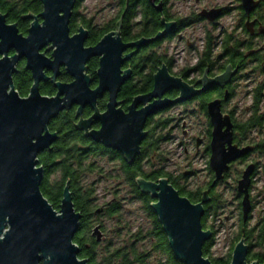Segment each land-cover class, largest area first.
I'll return each mask as SVG.
<instances>
[{"label":"water","instance_id":"1","mask_svg":"<svg viewBox=\"0 0 264 264\" xmlns=\"http://www.w3.org/2000/svg\"><path fill=\"white\" fill-rule=\"evenodd\" d=\"M74 2L41 0L42 9L38 14L28 12L21 15L32 19L26 35L19 33L16 23L7 22L6 15L0 12V264H87V259L78 257V246L73 242L81 213L74 207L68 179L62 189L58 209L52 207L40 190L44 168L38 164L37 156L57 139V132L50 131L48 123L60 111L77 104L75 115L80 114V117L76 128L82 129L93 140L118 150L127 162H132L140 152V143L146 135L143 126L149 115L173 103L190 99L213 84L223 85L236 68L230 71L228 64L223 73L210 78L206 76V63L202 76L196 80L201 81L202 85L195 88L192 86L194 83L190 85L180 77L170 75L162 64L154 73L152 89L133 97L127 111L123 112L120 107L115 108L121 101H116L115 97L131 70H120L119 64L133 51L121 58V50L134 45L137 48L161 37L174 27V21L164 22L161 16L165 27L155 36L122 43L118 37L120 18L114 31L105 34L94 46L83 47L86 30L79 26L78 33L68 35ZM149 2L156 10L161 9V1ZM256 4L255 0H241L246 13ZM220 10L218 7L203 9L200 15L213 21ZM113 33L115 35L112 37ZM49 43L50 46H46L44 51L52 47L51 57H46L40 49ZM10 50L14 51L11 55ZM94 55H100L99 67L95 69L98 84L91 89L89 77L84 74V63ZM22 57L33 78L25 97L18 94L12 80V74L17 70L16 64ZM60 65H65L66 71L74 78L72 81H54ZM44 67L52 71L50 76L44 74ZM120 71H123L122 75ZM48 78L57 89L50 97L38 91V82ZM170 88L178 89V96L162 98ZM106 89V110L98 113L95 97ZM226 97L227 93L224 95ZM140 103L143 106L136 109ZM86 104L92 105L94 112L84 119L81 110ZM206 111L211 124L208 165L214 173L210 185L214 186L224 177L230 162L250 152L252 146L233 143V122L229 113L222 112L220 99L209 101ZM91 118L100 120L99 129L88 130ZM199 143L200 138H197L196 146ZM254 168L253 163L247 164L236 185L242 195L240 208L243 222L248 220L252 210L249 187ZM187 174L188 171L183 172V175ZM135 179L138 188L155 199L150 204L173 255L184 264H212L202 252L203 244L212 237V231L203 229L201 224L203 204L209 199L207 190L202 191L198 202H192L181 195L166 177L156 181L141 177ZM101 210L99 207L95 212ZM91 234L96 241L102 239L98 224ZM247 251L248 246L241 235L232 249L229 264H264L256 260L248 262Z\"/></svg>","mask_w":264,"mask_h":264},{"label":"rangeland","instance_id":"2","mask_svg":"<svg viewBox=\"0 0 264 264\" xmlns=\"http://www.w3.org/2000/svg\"><path fill=\"white\" fill-rule=\"evenodd\" d=\"M117 4L118 0H80L75 10V22L78 24L79 19L84 18L93 24L102 25L114 15ZM174 4V11L183 14L196 13L201 8L210 9L215 6H225L230 9L228 15L216 20L215 23L200 21L192 24L183 31L181 40L174 37L170 42L163 43V46L167 47L168 54L176 59L174 72L195 62L205 33L209 32L212 36H217L221 30L229 32L235 30L239 25L238 6L240 0H201L197 4L194 0H174ZM262 14L264 16V10ZM261 29H264V25L261 26ZM258 42L260 43L262 40ZM258 84H262L263 95L259 104V112L264 114V72L248 68L240 73L233 84V96L229 98L223 109L233 111L236 121H242L249 116L252 109L251 92ZM164 117L173 119L168 123L166 129H157L164 134L166 139L159 143V150L154 153L155 155H152V163L157 167L162 166L165 171L177 179L178 184L186 189L205 188L212 177L208 165L209 153L205 150V145L209 141L207 136L208 118L196 100L174 105L167 112L156 116L154 122ZM183 120L185 125L181 127ZM197 137L201 138L198 148L195 144ZM263 142L264 122L261 127L251 130L243 141L248 145ZM88 161L94 163V168L92 171L84 172L80 182L84 186L94 188L93 203L95 206L100 207L110 201L120 204L119 211L113 216L106 213L91 216V231L98 224L102 236L97 249L103 251L107 245L121 246L130 243L132 235L140 234L142 238L136 242L135 246L139 251H148L149 256L145 264H162L166 256L153 249L154 240L148 233L152 228L151 219L145 213L141 202L130 192L129 185L122 177L119 162L107 156H90ZM249 162L257 163V171L253 175L249 188L252 210L247 227L256 226L264 218V150L259 148L253 150L246 161L233 163L227 176L215 185L214 191L220 198L219 207L214 216H208L206 219L208 229L214 231V243L210 249V257L226 255L239 233L241 198L238 196L236 185L242 170ZM145 167L148 166L145 165ZM186 171L188 174L183 175V172ZM58 178L57 172L49 177L50 180ZM243 239L247 246L251 243L250 252L264 251V241L262 245H256L257 239H252L250 243L244 237Z\"/></svg>","mask_w":264,"mask_h":264},{"label":"trees","instance_id":"3","mask_svg":"<svg viewBox=\"0 0 264 264\" xmlns=\"http://www.w3.org/2000/svg\"><path fill=\"white\" fill-rule=\"evenodd\" d=\"M125 0H123L124 2ZM78 4V3H77ZM139 4L145 14H150L153 10L149 6L148 0H134L132 5V13L129 15L132 18L135 14V6ZM264 6V0L261 2ZM42 9L41 0H0V12L6 15L7 22H14L17 24L20 32H25L28 26L29 19L21 15L37 14ZM159 26V25H158ZM157 26V28H158ZM231 38L227 36L224 40V45L230 47ZM213 51L212 37L207 34L204 48L201 51L199 58V66L202 71L206 66V62L210 60ZM231 59L237 60L242 56L238 51V46H234L231 50ZM253 58H256L259 64L264 62V53L259 51L252 53ZM21 70L13 76L14 88L19 94H24L28 90L30 77ZM26 77H22L24 75ZM151 77V76H149ZM148 88L144 85L132 90L130 94L145 92ZM174 94V92H173ZM251 112L249 116L242 121H237L235 124L234 139L237 142L244 141L248 133L261 127L264 122V114L259 112V104L262 100V84L256 85L252 90ZM210 94L200 96V103L202 109L206 110L205 104L209 99ZM233 114V111H230ZM75 116L73 110L62 111L49 123L50 130L58 132L57 139L42 152L38 154V164L44 168L43 178L40 183V190L43 195L48 199L49 203L54 209H58L60 199L62 196V189L68 179L69 189L71 191L72 201L77 211L81 213L79 221V229L73 236V242L78 246V257L87 259V264H145L149 256L148 251H139L135 244L142 238L140 234L132 235L130 243L121 246H105L103 251H99L97 246L99 241L91 234L90 218L93 214L106 213L113 216L120 209V204L116 201H110L103 206L102 210L96 213L95 210L99 207L93 203L94 188L91 186H84L80 180L84 172L92 171L94 163L88 161L90 156H107L112 160L119 162V168L125 182L129 185L132 195L141 202L142 207L151 219L152 228L148 232L149 236L154 240L153 249L162 252L166 257L162 264H184L178 260L172 253L167 237L162 230L161 224L154 213L151 204L155 199L149 193L142 192L136 183V177H141L146 180L156 181L158 178L166 177L168 181L178 190V192L189 198L192 202H198L201 199L202 191L207 190L208 200L203 204L204 214L201 218L203 229H208L206 219L208 216H214L217 208L219 207L220 198L214 191L215 186H211L209 181L205 188L186 189L184 186L178 184L177 179L172 177L170 173L164 170L162 166L157 167L151 161L152 155L159 150V143L165 138L164 134L157 131L163 129L167 125L166 119H159L154 122L148 136L143 140L142 147L138 155L132 160L127 162L123 155L113 149L106 148L101 144H93L89 141L87 136L74 126ZM207 135L210 136V124L207 129ZM261 148L264 150V142L255 144V149ZM205 150L209 153L208 143L205 145ZM155 155V154H154ZM145 165L148 167L146 168ZM209 169V168H208ZM59 174L58 179L50 180L49 177L54 173ZM250 217V216H249ZM248 221V220H247ZM247 221L243 222L242 218L239 221V233L234 242L229 248L226 255L222 257H210V249L214 243V231L212 237L207 240L202 246V252L205 257H208L212 264H229L231 252L237 240L244 237L247 242L252 239H257L256 245H262L264 241V218L258 222L256 226L251 228L247 227ZM248 246L247 260L250 262L256 260L259 263L264 262V251L250 252Z\"/></svg>","mask_w":264,"mask_h":264},{"label":"flooded vegetation","instance_id":"4","mask_svg":"<svg viewBox=\"0 0 264 264\" xmlns=\"http://www.w3.org/2000/svg\"><path fill=\"white\" fill-rule=\"evenodd\" d=\"M79 1L80 0H75L74 5L71 9V15H70L69 22H68V30H69L68 35L72 36L73 34L78 33L79 32L78 27L81 26L84 30H86L83 47L94 46L105 34L109 33L110 31H114L115 25L120 18H121V24L118 30V37L120 39V42L122 43H129L131 41H136L140 39L141 37L151 38L155 36L157 32L162 31L165 27V25L161 22V18H160L161 16H163L164 22L174 21V27L166 31L164 35H162L161 37L156 38L150 42H147L141 46H138L137 48L134 45V46L125 47L124 49L121 50L120 52L121 58H123L124 54H127L133 51L130 56H128L126 59H124L119 64L120 70H125L127 68L131 70L129 73V76L119 86V89L115 97L116 101L121 100L120 102L116 104L115 108L120 107V109L123 112L127 111V106L131 103V101L133 100V97L139 94L147 93L152 89L154 73H156L158 69L161 68L162 64L166 67V71L170 75L180 77L183 81H185L186 83L190 85L194 83L192 85L193 87L200 88L202 85V82L201 81L196 82V80L202 76L203 70L206 66L203 68L202 71L200 70L199 66H201V63H199V58L201 56V51L204 48L207 34H209V32L204 34V37L202 40V46H201L200 51L196 55L195 62L192 64H188L186 66H183L182 68L178 70V72L173 71L176 59L171 54H168L167 47H164L163 43L165 41L170 42L174 37H176L177 40H181L183 31H185L192 24L198 23L200 21H207L210 23L212 22L215 23L216 20H219L222 17L228 15L230 12L229 8L225 6H222V7L218 6V8H221L218 17H216L213 21H209L204 16L200 15V11L206 8H201L200 11L196 13L191 12V13L183 14L181 12L174 11V6H175L174 0H155V3H158L159 1L162 2V6L160 10H156V8L149 2V6L150 8H152L153 11L150 14H145L141 6L137 4L135 6V13H134L135 15L132 18H130L129 15L132 13L131 11L133 9L132 5H133L134 0H125L124 2L123 0H118L117 9L114 15L108 20H106L102 25L93 24L90 20H85L84 18L79 19V23L77 24L75 22L74 17L76 14L75 10L78 5L77 3ZM126 1H127V4H126ZM183 1H187V0H183ZM200 1L201 0H194L195 4L199 3ZM255 1H257V4L254 7V9H252L249 13H246L243 7L241 6V0H240V5L238 6L239 25L236 28L239 30L235 29V30H230L229 32L225 30H221L217 36H212L211 34H209L212 37V41H213V51H212V56L210 60L206 62L207 63L206 76L212 78L215 75H219L223 73L225 71V67L229 64L230 71H232L236 67L235 70L232 72V75H230L229 80L221 86L219 84H213L211 87H209L205 91L199 92L197 95L191 97L190 99L173 103L149 115L145 119L144 126H143V130L146 131V135L144 139L148 136L151 129L153 128L155 117L158 115L160 116L163 113L167 112L169 109H171L176 104L196 100L199 104L200 109L203 111V113L209 120L207 111L205 110L204 112V110L202 109L199 97L206 95V94L208 95L210 94L209 99L206 101L205 107L209 101L213 99H217V98L220 99L222 112L229 113L231 116L232 122H233V143L237 144L238 146L248 145V143H243V141L237 142L234 139L235 124L237 121L235 120L234 113L231 114L230 113L231 110L226 111L223 109V107L225 106L229 98L233 96V93H234L233 84L235 83V81L237 80L241 72L245 71L248 68L253 71L264 72V62L262 61L259 64L257 59L253 58L252 56V53L256 51H259L260 53H264V29H261V26L264 25V16L262 14V11L264 10V6L261 5V2L263 0H255ZM125 6H126V9H125ZM213 8H217V7L215 6ZM28 19H29L28 21L29 23L26 28V31L23 33V32H20L18 29V32L22 33L23 35L27 34V29L32 21V19L30 18ZM38 21L39 22L42 21L40 17H38ZM114 35L115 34L113 33L112 37ZM227 36L231 38L230 47H226L224 45V40ZM259 40H262V42L259 43L258 42ZM46 46H50V43L42 47L40 49V52H43V54L46 57H49V56L51 57L52 47H49L44 51ZM234 46H238V51L242 53V56L238 57L237 60L231 59L230 57L232 53L231 50H233ZM13 52H14L13 50H10L9 54L11 55ZM99 57L100 55L91 56L84 63V66H86L84 70V74L88 75L89 77V87L91 89H94L98 84V76H97V72L95 71V69L99 67V62H98ZM16 68L17 70L12 74V80H13V76H15L21 70L24 71V72H21L22 74L25 73L26 75L30 77V83H29L27 92L24 94L18 93L21 97H25L28 95L30 86L33 82V78H32L30 70L25 67V58L22 57L19 59L18 63L16 64ZM58 71L59 73L55 76L54 81L68 83L74 79L73 76L69 72L66 71L65 65H60L58 68ZM43 72L46 76H50L52 74V71L47 67L43 68ZM119 73L120 75H122L123 71H120ZM25 74L22 75V77H26ZM141 85L146 86L148 89L142 93L130 94L132 90H135L137 87H140ZM56 90L57 89L55 85L50 81V78L42 79L38 82V91L43 96H49V97L53 96L56 93ZM225 93H227L226 98H224ZM176 96H178V89L170 88V89H167L163 93L162 98L163 97L175 98ZM107 102H108V90L106 89V90H103L100 93V95L97 94L95 97V106L98 109V113H102L106 110ZM251 102H252V95H251ZM142 106L143 104L140 103L136 106V109H139ZM76 109H77V104H73L67 109L65 108L62 110V111L73 110L74 116L76 118L73 123L74 126L80 117V114L77 116L75 115ZM93 112H94L93 106L90 104H86L85 106H83L81 110V117L86 119ZM161 119L167 120V125H166L167 127L169 125L168 123L171 122L173 118L164 117ZM91 120L92 121L88 126V130L99 129L101 126L100 120L94 119V118H91ZM49 123H48V129H49ZM209 124H210V121H209ZM184 125H185V121L183 120L181 123V127H184ZM166 127H164V129H166ZM157 129L158 127L156 128V130ZM78 130L84 133L82 129H78ZM50 131H56V130H50ZM210 132H211V124H210ZM57 135H58V132H57ZM87 138L93 144L103 145L100 141H95L89 136H87ZM196 139H195V144H196ZM208 139L210 140V136H208ZM143 140L140 143V150L142 147ZM200 141H201V138H200ZM198 146H196V148H198ZM208 146H209V141H208ZM251 146H252V149L250 152L230 162L229 169L232 166V164L235 163L236 161L244 162L247 160L251 152L255 150V145L251 144ZM105 147L112 149L107 146ZM254 165H255V168L251 175V181H252L253 175L257 171V163H255ZM229 169L224 173V177L222 179H224L227 176ZM211 173H212V177L210 181L212 182L214 178V173L212 170H211ZM241 175H242V172L240 174V177ZM240 177L237 179V181L240 179ZM238 196L240 198L242 197L240 193L238 194Z\"/></svg>","mask_w":264,"mask_h":264}]
</instances>
